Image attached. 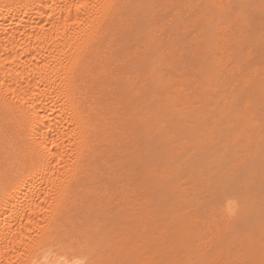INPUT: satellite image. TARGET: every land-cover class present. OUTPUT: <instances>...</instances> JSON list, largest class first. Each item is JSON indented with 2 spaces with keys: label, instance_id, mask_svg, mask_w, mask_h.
Masks as SVG:
<instances>
[{
  "label": "rangeland",
  "instance_id": "374dc122",
  "mask_svg": "<svg viewBox=\"0 0 264 264\" xmlns=\"http://www.w3.org/2000/svg\"><path fill=\"white\" fill-rule=\"evenodd\" d=\"M141 1L136 8L142 13L139 26L124 34L118 27L116 37L122 35L121 40L115 42L116 48L112 42L114 48H108L116 49L118 65L124 63L121 45H131L127 58L132 61L146 56L144 69L128 70L135 71L131 76L136 77V94L145 95L140 102L144 109L139 100L137 105L131 100L136 111L127 129L130 133L120 130L127 137L118 139L120 144L102 158V166L97 160L99 168L104 167L95 170L92 180L96 181L91 180L82 201L94 204L84 206L67 223V254L87 257L89 262L202 264L205 249L206 264H260L264 259V0ZM136 9L124 14L123 21L131 19ZM242 62L245 68L241 65V72L233 75V66ZM117 67L123 76V68ZM248 77L250 83L240 89ZM169 81L173 86L167 85ZM164 96L169 99L163 109ZM153 98L158 100L152 102ZM116 100L111 103L120 101ZM121 103H116L119 108ZM117 107L112 110L117 109L114 114L121 128L127 115ZM226 197L235 200L237 218L222 237L211 227L208 239L212 240L207 243L200 239L203 221L216 208V226H225Z\"/></svg>",
  "mask_w": 264,
  "mask_h": 264
},
{
  "label": "bare ground",
  "instance_id": "6f19581e",
  "mask_svg": "<svg viewBox=\"0 0 264 264\" xmlns=\"http://www.w3.org/2000/svg\"><path fill=\"white\" fill-rule=\"evenodd\" d=\"M138 5L142 1L0 0V264H48L67 254V223L84 206L94 204L82 201L95 170L103 169L99 167L118 139L127 137L119 131L129 129L134 104L145 97L136 94V77L131 74L147 66L146 56L132 61L127 58L131 45H121L124 63L118 65L116 49L112 50L121 40L122 35L116 37L119 30L134 33L139 26ZM133 9L131 19L124 22V14ZM250 51L251 47L247 57ZM238 63L232 74L241 72L243 62ZM131 68L135 71L129 72ZM142 76L143 72L137 82ZM249 83L248 77L240 89ZM167 85L173 86L170 81ZM167 98H161L163 109ZM113 99L123 103L120 111L127 115L121 128L114 114L117 109L112 110L119 108V102L111 103ZM215 209L200 231V239L207 243L212 240L208 239L211 227L222 237L237 218L226 215L225 226H216ZM205 252L201 250L202 264H206Z\"/></svg>",
  "mask_w": 264,
  "mask_h": 264
},
{
  "label": "clouds",
  "instance_id": "9594fccd",
  "mask_svg": "<svg viewBox=\"0 0 264 264\" xmlns=\"http://www.w3.org/2000/svg\"><path fill=\"white\" fill-rule=\"evenodd\" d=\"M223 211L227 215L235 214V200L231 197H226ZM48 264H89L87 257L68 256L67 254L58 255L54 259L49 260Z\"/></svg>",
  "mask_w": 264,
  "mask_h": 264
},
{
  "label": "snow or ice",
  "instance_id": "6c2138e0",
  "mask_svg": "<svg viewBox=\"0 0 264 264\" xmlns=\"http://www.w3.org/2000/svg\"><path fill=\"white\" fill-rule=\"evenodd\" d=\"M89 264H116V262L99 259V260L90 261ZM260 264H264V259L260 261Z\"/></svg>",
  "mask_w": 264,
  "mask_h": 264
}]
</instances>
